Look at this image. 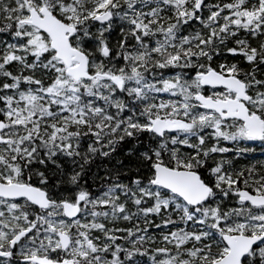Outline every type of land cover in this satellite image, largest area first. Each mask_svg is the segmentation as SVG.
<instances>
[{
	"label": "snow or ice",
	"instance_id": "obj_1",
	"mask_svg": "<svg viewBox=\"0 0 264 264\" xmlns=\"http://www.w3.org/2000/svg\"><path fill=\"white\" fill-rule=\"evenodd\" d=\"M264 0H0V264H264Z\"/></svg>",
	"mask_w": 264,
	"mask_h": 264
},
{
	"label": "trees",
	"instance_id": "obj_2",
	"mask_svg": "<svg viewBox=\"0 0 264 264\" xmlns=\"http://www.w3.org/2000/svg\"><path fill=\"white\" fill-rule=\"evenodd\" d=\"M256 156L258 159L264 160V155H261L259 151H257Z\"/></svg>",
	"mask_w": 264,
	"mask_h": 264
}]
</instances>
